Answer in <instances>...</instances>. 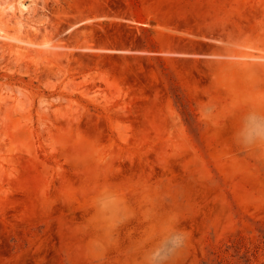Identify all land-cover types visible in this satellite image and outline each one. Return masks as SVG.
Here are the masks:
<instances>
[{
	"label": "rangeland",
	"instance_id": "374dc122",
	"mask_svg": "<svg viewBox=\"0 0 264 264\" xmlns=\"http://www.w3.org/2000/svg\"><path fill=\"white\" fill-rule=\"evenodd\" d=\"M245 101H264V0H0V264H140L173 221L171 264H264Z\"/></svg>",
	"mask_w": 264,
	"mask_h": 264
},
{
	"label": "clouds",
	"instance_id": "9594fccd",
	"mask_svg": "<svg viewBox=\"0 0 264 264\" xmlns=\"http://www.w3.org/2000/svg\"><path fill=\"white\" fill-rule=\"evenodd\" d=\"M245 103L248 107L239 114L234 141L241 149L264 156V101ZM210 112V107L205 109L206 114ZM95 209L99 220L110 223L118 222L124 212L119 195L111 190L97 196ZM186 239L184 232L175 227L174 221L166 223L143 250L140 264H171Z\"/></svg>",
	"mask_w": 264,
	"mask_h": 264
},
{
	"label": "bare ground",
	"instance_id": "6f19581e",
	"mask_svg": "<svg viewBox=\"0 0 264 264\" xmlns=\"http://www.w3.org/2000/svg\"><path fill=\"white\" fill-rule=\"evenodd\" d=\"M21 7H23V5H21ZM2 38H6V39H8V40H10V41H14L11 37H7V36H2ZM45 45H43L42 47H44Z\"/></svg>",
	"mask_w": 264,
	"mask_h": 264
},
{
	"label": "trees",
	"instance_id": "16d2710c",
	"mask_svg": "<svg viewBox=\"0 0 264 264\" xmlns=\"http://www.w3.org/2000/svg\"><path fill=\"white\" fill-rule=\"evenodd\" d=\"M218 264H221V262H220V263H218Z\"/></svg>",
	"mask_w": 264,
	"mask_h": 264
}]
</instances>
